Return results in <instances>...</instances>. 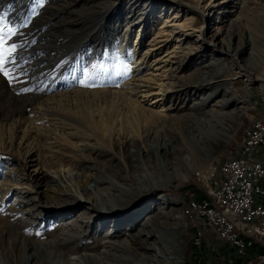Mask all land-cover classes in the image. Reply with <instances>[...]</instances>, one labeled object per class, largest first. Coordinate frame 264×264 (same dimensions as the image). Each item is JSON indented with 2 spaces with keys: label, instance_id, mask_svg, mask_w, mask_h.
Wrapping results in <instances>:
<instances>
[{
  "label": "rangeland",
  "instance_id": "rangeland-1",
  "mask_svg": "<svg viewBox=\"0 0 264 264\" xmlns=\"http://www.w3.org/2000/svg\"><path fill=\"white\" fill-rule=\"evenodd\" d=\"M134 2V0H44L43 5L37 9L38 14L32 17L28 26L20 29V35L14 38L15 42L23 44L18 51L19 64L14 72L17 79L9 84L7 78L0 74V183L8 178L10 183H23L25 188L33 186L38 196L36 201H33L31 195L35 193L27 194L26 198L20 199L16 198L19 196L18 191L4 195L0 193V239L2 238L5 247H9L12 238L10 233L4 236L3 233L12 219H30L31 227L21 232L37 241L61 235L63 231L61 223L64 227L70 228L75 222L82 227L84 234H87L84 242H78L79 254L87 251L91 253L103 251L101 237L114 230L113 232L116 233L113 240L119 242L128 239V246L114 250V257H108L106 261L109 264H132L133 261L148 264L147 257L154 252L148 253L136 237L129 240L131 237L128 236L129 233L135 234L137 231L134 228L136 225L134 213L140 211L143 214L138 217L139 222L149 215L153 227L167 236L166 243L170 250L168 254L181 252L182 264H188L190 226L186 202L189 201V194H182V189L198 184V187L204 189V197L210 198L207 184L211 183L218 164L238 154L245 129L255 120V116L257 120L264 122V84L256 79V77L264 78V0H247L239 13L240 20L234 27L230 18L235 17L236 14L229 15L227 12L231 10V6L225 9L216 7L212 18L205 23L206 35L213 43L199 41L196 35L186 39L184 46H193V57L181 56V61L175 64V67L180 66L179 75L187 76L198 68L207 67L216 71L220 62L225 66L220 79L223 80L222 83L229 84L230 90L223 88L218 91L206 109L209 110L216 104L228 101L234 94L240 97V101H234L223 110L231 122L227 140L216 143L206 139L207 142L204 144L209 155L205 156L204 161L196 163L194 171L187 176V179H178L174 184L146 191L130 209L105 215L88 202L85 204L74 202L67 210L55 209L52 215L47 214L43 205L50 201L49 197L54 191L57 192L62 187L53 175L54 168L61 169L65 166V169H68L75 164L81 170L85 164L95 165L99 171L107 170L109 174L124 175V166L119 162V157L132 148L125 144L124 137L115 138L113 146L110 147L107 141L105 144L99 143V136L105 140L109 136L103 128H99L96 130L98 133L96 136L93 135L85 141L89 147L82 149L77 147L81 139L79 133L73 128L58 123L56 120L58 117L54 114L73 110L81 122L84 120L90 123V118H86L89 117V112L111 110L105 113L104 118L109 125V131L112 130L118 116L114 110L116 107L127 108L129 100L126 97L131 98V92L125 89L126 95L124 94L125 97L122 95V99H126V102L120 99V94L112 96L111 93L120 90L126 78L130 79L134 66L128 56L120 50L121 39L115 32L112 34L110 26L125 17L129 9L133 8ZM161 3L162 0L157 3V10ZM31 4L32 0H23V3L21 0H0V11L8 12L11 16L9 19L19 24L28 15ZM164 10L169 12L170 9L168 7ZM199 24L200 19L197 20V25ZM149 31L146 39L152 36ZM230 32L236 34L232 40L228 38ZM249 34L253 38L256 52L254 57L248 60V52L240 54L241 65L248 67L251 72L241 76L237 73L238 68L232 62V58L222 50L227 51L226 45L229 43L236 48L241 39ZM93 65L96 67L93 68ZM8 67L10 68L11 65ZM87 76L92 79H87ZM82 80L85 84H94V86H82ZM24 88L31 91L24 92L22 91ZM104 90H107V93ZM210 93V89L196 90L190 93L186 100L182 98L179 106L183 102L193 106L194 101L199 100L198 97ZM113 97L116 99L115 105L111 99ZM184 109L185 107L182 111H186ZM58 120L60 122V119ZM34 121L36 123L33 126ZM185 122V120L178 122L171 117L165 120L161 130L157 129V132L152 134L146 143L149 151L147 156L149 160H146L147 169L144 170L139 166L129 173L127 178L131 183L135 182L137 186L146 183L147 179L144 178L146 172L154 177L160 176L158 172L163 162L157 158V154L159 156L166 154V157L172 161L170 165L172 175L182 171L177 158L190 154L189 150L183 149L182 146L181 133L191 136L185 129ZM208 129L215 131L218 128ZM67 133L74 135H66ZM170 142L174 146H182L181 151L172 148L166 150ZM134 147L139 151L142 148L141 141L137 139ZM82 158L86 159L77 164ZM120 181L124 183L123 180ZM166 195L169 197L168 203L160 199ZM19 202L21 203L18 204ZM16 205L20 206L14 208ZM162 212H166V216L169 217L162 216ZM179 214L183 216L185 227L184 250L176 249L175 243L178 239ZM49 215L54 216L48 218ZM123 216L126 218L125 222L117 227V218ZM106 217L108 220L105 222V227L98 230V225H103ZM256 244L264 245V241L260 242L257 239ZM255 255L261 261L264 260V248L260 252H254L253 255L244 256L238 264H255ZM162 260V264H173L169 260Z\"/></svg>",
  "mask_w": 264,
  "mask_h": 264
},
{
  "label": "bare ground",
  "instance_id": "bare-ground-1",
  "mask_svg": "<svg viewBox=\"0 0 264 264\" xmlns=\"http://www.w3.org/2000/svg\"><path fill=\"white\" fill-rule=\"evenodd\" d=\"M134 1L133 8L129 9L126 16L110 26L112 34L115 32L121 39L119 42L120 50L125 56H128L134 66L130 79L126 78L120 90L111 93L112 96L120 94V99H122L124 94L126 95L125 89L131 92V98L126 97L129 100L127 108L119 109L116 107L114 110L118 116L112 130L109 131V125L106 124L104 118L105 113L111 110L89 112V117L86 118H90V123L84 120L81 122V119L73 110L54 114L58 117L56 118L58 123L73 128L79 133L81 139L78 141L77 147H82V149L89 147L85 141L93 135L96 136L98 134L96 130L99 128H103L105 132L109 133L107 140L99 136V143L105 144L107 141L110 147L113 146L115 138L124 137L125 144L132 147L119 157V162L124 166V175L121 173L117 175L109 174L107 170L99 171L95 165L85 164L81 170L75 164L68 169H65V166H62L61 169H52L55 179L60 182L62 187L57 192L54 191L53 195L49 197L50 201L43 205L47 214L52 215L55 209H58V211L67 210L74 202L83 204L88 202L105 215L112 214L110 212L130 209L134 203L144 196L146 191L174 184L178 179H187V176L194 171L196 163L204 161L205 156L209 155L204 144L207 142L206 139L210 142L220 143L223 140L226 141V137L230 135L231 122L223 110L234 101H240V97L234 94L228 101L216 104L215 107L213 106L209 110L206 109V106L212 102L214 95L218 91L223 88L230 90L229 84L222 83L223 80L220 79L225 66L220 62L216 71L204 67L196 69L195 72L187 76H182L179 75L181 70L178 73L180 66L179 68L175 67V64L181 61V56L189 55V57H193V46H184L186 39L196 35L199 41L205 40L208 44L213 43L206 35L205 23L212 18V13L216 7L225 9L231 6V10H227V12L229 15L232 13L236 14L235 17L232 16L230 18L232 27H234L240 20L239 13L247 0H162L159 10H157L156 5L161 0ZM168 7L170 10L166 12L164 9ZM223 18L221 17V19ZM198 19H200L199 25H197ZM148 31L152 33L150 39H146ZM235 36L236 34L232 32L228 34L229 40H232ZM253 42V38L249 34L241 39L236 48L229 43L226 45L228 47L227 51L221 49L223 53L232 58V62L238 68L237 73L241 76L251 73L247 69L248 67L241 65L239 60L240 54L243 52H248L249 57L247 60L254 57L256 47ZM256 79L261 80L264 84L263 77H256ZM199 89H210L211 93L198 97L199 100L194 101L193 106H188L184 102L179 106L182 98L186 100L190 93L192 94ZM104 92L107 93V90H104ZM111 99L115 105L116 99L114 97ZM125 100L122 99L123 102ZM184 107L186 111H182ZM173 110L174 112H172ZM171 117L178 122L185 120V129L191 135L190 137L185 136L181 131L183 149H188L190 152L189 155H182L177 158L182 171L172 175L170 173L172 161L166 157V154L165 156H159L156 153L157 158L163 162L158 172L160 176L154 177L146 172L144 175V178L147 179L146 183L141 186H137L135 182L131 183V180L127 178L129 173L138 169L139 166L144 170L147 169L148 163L146 160H149V157H147L149 156V151L146 143L148 139L151 138L153 133L157 132V129L161 130L164 127L165 120ZM58 119H60V122ZM35 123V121L32 122V125L34 126ZM252 123L253 121L249 126ZM257 124H259V127H264L262 120H257ZM210 127H217L218 129L215 131L213 129V132L208 129ZM66 135L72 136L74 134L67 133ZM244 135L242 142L246 141V133ZM137 139L141 141L142 148L139 151L134 147ZM182 146L177 147L170 142V146H166V150L167 148H172L181 151ZM92 149L97 150V148ZM251 155H253V152L243 155L244 163H252L253 158ZM234 158L225 160L224 163L232 164V159ZM85 159H79L77 164L79 162L82 163ZM222 163L218 164L213 178L220 172ZM161 177L164 178L162 179ZM120 180H123L124 183H121ZM127 180L129 182H125ZM22 184L19 182L16 184L10 183L8 178H5L0 183V193L4 195L18 191L17 194L19 196L16 197L17 199L26 198L27 196L25 195L35 193L31 197L33 201H36L37 190L35 191L33 186L25 188ZM207 187V193L210 198L208 196L204 197V202L209 204L205 206V214H222L227 218V222L232 225L235 232L245 235L249 241H254L255 243L257 239L260 242L264 241V224L259 221L249 220L242 215L238 206L228 203V200L222 195V190H217L214 180H211ZM262 189L264 192V183ZM160 199L164 203L169 202L168 195L162 196ZM19 206L16 205L14 208ZM142 214L140 211L134 213V224L136 221V225L133 227L137 231L135 234L129 233L128 236L131 237L129 240L136 237L139 244L141 242L148 253L154 252L147 257L148 264H162V259L169 260L173 264H182L181 252L176 251L173 252V255L171 253L168 254L170 250L166 243L167 236L153 227L154 224L150 220L151 217H148L149 215H146L139 222L138 217L142 216ZM50 215L48 218L53 217L55 214L53 216ZM161 215L165 216V218L169 217L166 216V212H162ZM107 218L102 223L103 225H98V230H102L105 227ZM177 218L179 219V228L177 230L178 239L175 242L176 249L184 250L185 237L183 236L185 227L182 214H179ZM117 219V227L126 220L124 216ZM29 222L32 221L30 219L16 218L15 220H10L9 224L7 223L8 227L4 230L3 236L6 233H10L12 239L9 241L8 248L4 246L2 238L0 239V264H109L106 258H113L114 250L128 246V239H123L119 242L113 240L116 233L113 230L101 237L103 251L97 253L87 251L79 254L77 252L78 242H84L87 234H84V231L81 230L82 227L78 223H72L69 228L68 226L64 227L63 223L60 222L63 230L61 235H54L51 239H40L37 241L21 232L26 230L27 227H31ZM189 226L191 227V225ZM88 227H90V224ZM187 259L189 262L188 256ZM132 264H142V261H133Z\"/></svg>",
  "mask_w": 264,
  "mask_h": 264
},
{
  "label": "built area",
  "instance_id": "built-area-1",
  "mask_svg": "<svg viewBox=\"0 0 264 264\" xmlns=\"http://www.w3.org/2000/svg\"><path fill=\"white\" fill-rule=\"evenodd\" d=\"M245 133L246 141L241 143L232 164L223 161L220 172L212 180L228 203L238 206L244 217L264 224V127L257 124V116ZM252 152V163H244L243 155ZM188 193L186 204L193 245L188 264H238L245 255H253L257 249L264 248L235 232L224 215L205 214V206L209 204L204 202L205 193L199 187L188 189L185 194Z\"/></svg>",
  "mask_w": 264,
  "mask_h": 264
},
{
  "label": "snow or ice",
  "instance_id": "snow-or-ice-1",
  "mask_svg": "<svg viewBox=\"0 0 264 264\" xmlns=\"http://www.w3.org/2000/svg\"><path fill=\"white\" fill-rule=\"evenodd\" d=\"M44 0H32L29 7L28 15L22 19L19 24L13 23L9 19V14L6 11H0V74L7 78L9 84L16 80L14 75L19 61L17 59L18 51L23 47V44L15 42L14 38L20 35V29L25 28L31 22V18L37 15V9L43 5ZM23 3V0H21ZM11 7V5H9ZM11 65L9 68L8 66ZM96 65H93L95 68ZM87 79H92L90 76ZM82 86H94V84H85L81 81ZM22 91L28 92L31 89L24 88ZM39 235V233H37Z\"/></svg>",
  "mask_w": 264,
  "mask_h": 264
},
{
  "label": "trees",
  "instance_id": "trees-1",
  "mask_svg": "<svg viewBox=\"0 0 264 264\" xmlns=\"http://www.w3.org/2000/svg\"><path fill=\"white\" fill-rule=\"evenodd\" d=\"M260 119H261V118H260ZM227 159H229V158H227ZM225 160H226V159H225ZM222 161H224V160H222ZM217 175H218V174H216V176H217ZM197 187H198V184H197V185H195V184L189 185L188 187H185V188L182 189V194H183V193L185 194V193L188 191V189H196ZM199 189H200L201 191H204V189L201 188V187H199ZM188 227H189V226H188ZM188 230H189V239H188V240H189V246H188V250H189V252H190V250L192 249L193 245H192V241L190 240V236H191V228L189 227ZM257 251H258V252L262 251V248L257 249ZM259 261H261V259L255 255V256H254V263L256 264V263L259 262Z\"/></svg>",
  "mask_w": 264,
  "mask_h": 264
},
{
  "label": "water",
  "instance_id": "water-1",
  "mask_svg": "<svg viewBox=\"0 0 264 264\" xmlns=\"http://www.w3.org/2000/svg\"><path fill=\"white\" fill-rule=\"evenodd\" d=\"M256 264H264V260L257 262Z\"/></svg>",
  "mask_w": 264,
  "mask_h": 264
},
{
  "label": "crops",
  "instance_id": "crops-1",
  "mask_svg": "<svg viewBox=\"0 0 264 264\" xmlns=\"http://www.w3.org/2000/svg\"><path fill=\"white\" fill-rule=\"evenodd\" d=\"M251 157L254 159V156L253 155H251ZM264 183V182H263ZM263 206H264V204H263ZM264 208V207H263Z\"/></svg>",
  "mask_w": 264,
  "mask_h": 264
}]
</instances>
